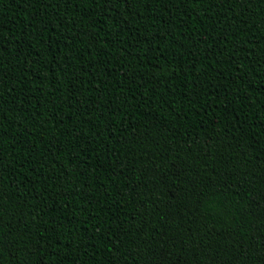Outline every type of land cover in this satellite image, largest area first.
Returning a JSON list of instances; mask_svg holds the SVG:
<instances>
[{
	"label": "trees",
	"instance_id": "obj_1",
	"mask_svg": "<svg viewBox=\"0 0 264 264\" xmlns=\"http://www.w3.org/2000/svg\"><path fill=\"white\" fill-rule=\"evenodd\" d=\"M0 264H264V0H0Z\"/></svg>",
	"mask_w": 264,
	"mask_h": 264
}]
</instances>
